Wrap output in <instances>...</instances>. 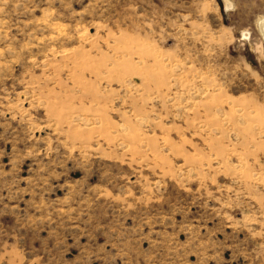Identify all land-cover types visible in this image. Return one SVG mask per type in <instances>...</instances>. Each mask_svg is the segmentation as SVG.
I'll return each instance as SVG.
<instances>
[{"label": "rangeland", "instance_id": "374dc122", "mask_svg": "<svg viewBox=\"0 0 264 264\" xmlns=\"http://www.w3.org/2000/svg\"><path fill=\"white\" fill-rule=\"evenodd\" d=\"M262 20L0 0V264H264Z\"/></svg>", "mask_w": 264, "mask_h": 264}, {"label": "bare ground", "instance_id": "6f19581e", "mask_svg": "<svg viewBox=\"0 0 264 264\" xmlns=\"http://www.w3.org/2000/svg\"><path fill=\"white\" fill-rule=\"evenodd\" d=\"M258 26V25H257ZM260 26L264 32V20L261 21ZM259 30V29H258ZM260 33V32H259ZM261 34V33H260ZM264 34V33H263ZM262 37V36H261ZM264 40V39H263Z\"/></svg>", "mask_w": 264, "mask_h": 264}]
</instances>
